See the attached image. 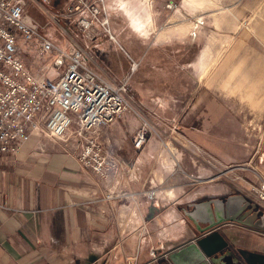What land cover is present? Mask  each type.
Segmentation results:
<instances>
[{"label":"crops","instance_id":"crops-1","mask_svg":"<svg viewBox=\"0 0 264 264\" xmlns=\"http://www.w3.org/2000/svg\"><path fill=\"white\" fill-rule=\"evenodd\" d=\"M183 28L181 25L173 33L185 35L188 31L182 33ZM207 50L200 60L196 61V55L184 62L192 73L186 71L178 86L180 102L174 117L178 131L169 133L164 111L157 107L156 113V107L142 100L136 105L143 117L129 110L105 128L109 148L126 163L107 182L41 135L33 136L14 156L0 154V264H247L242 251L264 254L262 233L226 225L221 232L226 239L232 236L240 256L229 250L217 258L207 255L196 239L199 233L182 211V206L224 198L236 190H248V183L255 179L264 180V154L254 157L256 167L252 170L246 161L241 162L240 146L232 144L246 138L240 128L237 132L229 128L227 105L210 85L213 77L204 79L207 75L202 73L199 78L207 84L197 81L192 65L197 63L198 71L206 69ZM236 55L229 48L216 70L227 71ZM237 70L230 71L224 87ZM145 119L156 121L158 132L148 131L147 142L136 149L133 140ZM166 142L176 145L178 153L168 150L170 159L165 160ZM40 144L45 151L38 150ZM242 148L245 157L249 152ZM213 157L224 168L238 163L226 171L234 182L222 183L215 193L202 188L188 194L186 183H168L162 192L169 201L142 195L150 179L161 184L166 165L173 174L179 165L190 177L212 178L207 165ZM123 192L132 193V197H123ZM108 194L114 197L108 198ZM151 250H156L158 258L151 256Z\"/></svg>","mask_w":264,"mask_h":264},{"label":"rangeland","instance_id":"rangeland-1","mask_svg":"<svg viewBox=\"0 0 264 264\" xmlns=\"http://www.w3.org/2000/svg\"><path fill=\"white\" fill-rule=\"evenodd\" d=\"M27 1L28 14L41 25L42 32L59 48L88 46L92 57L87 61L89 67L106 80L128 81L129 100L133 108L131 111L142 114L136 105V102L141 100L156 107L153 110L156 113L157 107H160V112L164 111L167 117L163 122L169 128V133L178 131L174 117L178 113L177 104L180 102V95L177 93L181 76L186 71L187 73L192 71L184 62L196 55H198L196 61L200 60L203 50L208 48L210 61L207 57V68L198 71L197 63L192 65L198 74L197 81L199 83V75L202 73L207 75L204 79L213 77L210 85L214 95L227 105L226 118L231 119L229 128L235 132L240 128L241 135L244 134L246 138V140L240 138L239 141H232V144L235 147L240 146L241 151H243L242 147H245L244 152H249L246 154L247 157H243V153L238 150L242 155L241 162L246 161V166L255 169L254 157L264 154V0H105V8L95 20L94 40H88L86 34L79 30L75 16H68L67 8L75 0ZM88 2L98 4L100 8L103 6L100 0H88ZM106 17L109 19L115 40L110 38L100 23ZM139 21L146 26L147 36H143L134 28L133 24ZM181 25L184 27L182 33L188 32L185 35L173 33V30ZM10 29L14 30L13 27ZM229 48L230 53L237 55L229 69L220 73L216 67ZM25 56L28 64L38 69L35 55L27 53ZM134 62L136 67H133ZM234 67H238V70L229 79L228 87H224L223 81L229 77ZM204 79L200 80L206 85ZM154 91H164L166 94L159 95L153 93ZM153 120L145 119V122L148 124V131L155 133L158 132V126L156 121L152 123ZM166 143L165 160L170 159L168 150L173 155L178 153L176 145L172 142ZM249 146L250 151L247 150ZM185 154V158L188 159V154ZM237 159L239 158H234ZM210 164L207 166L211 168L213 177L207 180L190 177L179 165L175 166L177 172L173 174L166 165L161 173L163 179L161 184L150 179L148 187L143 188V191L154 186L160 193V199H163L161 201H169L162 192V186L166 187L168 183L177 186L186 183V192L192 194L202 188L207 191L213 189L215 193L216 188L222 183L234 182L230 176L227 177L226 171L238 163L226 164L224 168L221 162L213 157ZM175 175L181 179H175L173 177ZM261 182L264 180L255 179L248 183V190H240L241 192L236 190L230 195L244 194L264 210V204L262 205L258 200L255 191ZM188 205L182 206V211L184 208L191 210L192 207ZM228 225L254 230L237 224ZM227 238L228 247L212 255L213 257H221L223 252L228 250L240 256V252L232 242V236L228 235ZM158 256L156 252V257H152L156 259ZM246 263L248 264L247 261Z\"/></svg>","mask_w":264,"mask_h":264},{"label":"built area","instance_id":"built-area-1","mask_svg":"<svg viewBox=\"0 0 264 264\" xmlns=\"http://www.w3.org/2000/svg\"><path fill=\"white\" fill-rule=\"evenodd\" d=\"M100 1L102 8L88 0H75L67 8L68 16L76 17L88 40H94L95 20L105 8V0ZM27 3L0 0V154L14 156L33 136L41 135L107 182L126 164L109 148L105 128L133 109L129 83L106 80L89 67L88 46L59 48L28 14ZM100 23L115 40L109 19ZM27 53L35 55L38 69L28 64ZM143 125L133 140L136 149L148 140V124ZM38 150L45 151V147L40 144ZM255 191L263 205L264 182ZM142 194L154 201L160 199L154 186ZM122 196L130 198L132 193L123 192ZM151 254L156 257L155 250Z\"/></svg>","mask_w":264,"mask_h":264},{"label":"water","instance_id":"water-1","mask_svg":"<svg viewBox=\"0 0 264 264\" xmlns=\"http://www.w3.org/2000/svg\"><path fill=\"white\" fill-rule=\"evenodd\" d=\"M191 210L183 209L184 214L194 225L199 235V245L212 256L229 245L221 232L228 224H237L264 234V210L244 194H233L226 198H210L190 204ZM248 264H264V254L242 251Z\"/></svg>","mask_w":264,"mask_h":264},{"label":"bare ground","instance_id":"bare-ground-1","mask_svg":"<svg viewBox=\"0 0 264 264\" xmlns=\"http://www.w3.org/2000/svg\"><path fill=\"white\" fill-rule=\"evenodd\" d=\"M133 25H134V28L136 29V31L141 32L143 36H147L148 35V31L146 29V26L143 24L142 21H139L137 23H134ZM213 60H214V58H213Z\"/></svg>","mask_w":264,"mask_h":264}]
</instances>
